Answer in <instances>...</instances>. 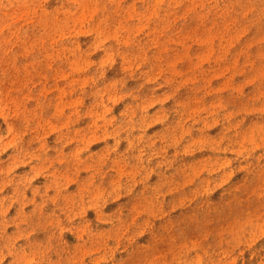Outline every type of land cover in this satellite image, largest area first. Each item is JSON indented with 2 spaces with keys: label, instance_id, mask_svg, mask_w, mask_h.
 <instances>
[{
  "label": "rangeland",
  "instance_id": "374dc122",
  "mask_svg": "<svg viewBox=\"0 0 264 264\" xmlns=\"http://www.w3.org/2000/svg\"><path fill=\"white\" fill-rule=\"evenodd\" d=\"M0 264H264V0H0Z\"/></svg>",
  "mask_w": 264,
  "mask_h": 264
}]
</instances>
